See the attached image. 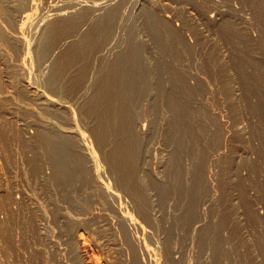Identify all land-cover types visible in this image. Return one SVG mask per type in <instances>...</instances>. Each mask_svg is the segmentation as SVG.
<instances>
[{"label": "rangeland", "instance_id": "obj_1", "mask_svg": "<svg viewBox=\"0 0 264 264\" xmlns=\"http://www.w3.org/2000/svg\"><path fill=\"white\" fill-rule=\"evenodd\" d=\"M72 1L35 0L31 16H15V34L29 41L24 70L0 35V263L127 264L135 246L139 264H264V0H133L138 58L152 74L131 98L128 131L110 108L118 94L104 85L113 62L89 39L95 20L125 0H81L64 16L50 14ZM39 50L49 53L45 67ZM105 87L114 95L102 100ZM65 130H74L66 140L84 166L76 202L63 196L41 147L44 135ZM128 135L140 144L144 198L116 163Z\"/></svg>", "mask_w": 264, "mask_h": 264}, {"label": "bare ground", "instance_id": "obj_2", "mask_svg": "<svg viewBox=\"0 0 264 264\" xmlns=\"http://www.w3.org/2000/svg\"><path fill=\"white\" fill-rule=\"evenodd\" d=\"M62 1V0H61ZM107 1V0H106ZM121 1H124V0H121ZM73 3L72 4H58V2L54 3L52 5V8L51 10L53 12H51L50 14H56V15H63V14H66L67 12H69V7H73V6H77L78 4H81V0H74L72 1ZM135 1L133 0H125L124 2L120 3L115 6L114 8H110L107 10V13L105 16H102L101 19L100 17L98 19L95 20V22L93 23V29L92 31L93 32H90L89 34V39L91 40V43H94V44H98V45H103L104 48H103V51L104 53L106 54H109V55H106V57H104V59L106 60L107 58V61L106 62H109L112 61L113 64H112V71L111 73H108V76H107V79H105V83L104 85H107L108 86H113V92L114 93H117L118 97L116 98V101L118 102L119 100V104L118 106H115V103H112V105H110V108H112L113 110H119V113L121 112V116L124 118V122L122 123V129L123 130H126L128 131V125H127V121H125V119L127 118L129 120L131 114H132V105L129 104L131 101V98L137 94V93H140L142 92V89L144 88H148V83H149V78H150V71L149 69H147L146 67V63L144 64L143 62H146V61H141V59L138 58V52L140 50V47L138 46V42L139 40L137 39V42H136V36L135 35V23L133 22V14L131 13L133 9V6L131 7V5H134L135 3H133ZM133 3V4H132ZM96 5V4H95ZM51 6V5H50ZM81 7V6H80ZM79 7V8H80ZM135 7V6H134ZM36 9V3H35V0H0V35L1 36H5L6 35V39L8 42L11 43V47L12 49V52L13 54L16 53V59L18 60L16 63V67H20L22 68L23 70L25 68H23L24 66H22V62H25V61H29L31 60V53H30V50H29V41H27L26 38H24L25 36L23 35V37L21 36V33L20 32H16V25L18 24L17 23H14L15 21V16L18 14L19 17H20V14H26L28 16H31V10H35ZM50 9V8H49ZM105 9V8H104ZM146 9V8H145ZM50 10V11H51ZM146 11V12H145ZM145 15L149 18L150 16L149 15V11L150 10H145ZM49 12V11H48ZM47 13V12H46ZM84 13V12H83ZM50 14H47V16H49ZM75 14V13H74ZM46 15V14H45ZM97 15V14H96ZM64 16V15H63ZM68 16V15H67ZM77 16V15H76ZM17 17V16H16ZM59 17V16H58ZM66 17V15H65ZM70 17H71V14H70ZM84 16L80 17L81 20L83 19ZM146 17V18H147ZM24 18V17H23ZM73 19H70L67 21V25H71L72 22L71 21H74V18L75 17H72ZM79 18V17H78ZM43 20V19H42ZM76 20V19H75ZM78 20V19H77ZM148 21V19H146ZM155 20V19H153ZM153 20L151 21L150 25L153 26ZM83 21V20H82ZM81 21V22H82ZM156 21V20H155ZM47 22V21H46ZM78 22V21H77ZM91 22V21H90ZM149 22V21H148ZM74 23V22H73ZM14 24L15 27H14ZM65 24V25H66ZM149 24V23H148ZM35 25V24H34ZM46 25V24H44ZM74 25V24H73ZM77 25V24H76ZM79 25V24H78ZM77 25V26H78ZM149 25V26H150ZM155 25V24H154ZM54 26V24H53ZM61 26V25H60ZM156 26V25H155ZM36 27V26H35ZM49 27V26H48ZM47 27V28H48ZM72 27V26H71ZM19 24H18V30H19ZM68 28V26H67ZM70 28V27H69ZM13 30L14 32L13 33H10L8 31H11ZM23 30V29H22ZM35 30V29H34ZM41 30V29H40ZM72 30V29H71ZM74 30V29H73ZM153 30H154V27H153ZM83 32V31H82ZM168 31H166L165 33L167 34ZM43 33V31H42ZM137 34V33H136ZM170 34L168 33L167 36H169ZM3 38V37H2ZM47 38V37H46ZM45 38V39H46ZM52 38V37H51ZM108 39V40H107ZM43 41V39H42ZM41 41V42H42ZM48 41V40H47ZM107 41V42H106ZM125 43L126 42V46L125 48H123V46H121L122 43ZM129 42V43H127ZM43 43V42H42ZM41 43V44H42ZM86 43V42H85ZM45 43H43L42 46H44ZM140 44V42H139ZM123 45V44H122ZM10 46V44H9ZM27 46V47H26ZM41 45L39 47H42ZM25 47L27 49V52H25ZM11 49V48H10ZM44 49V48H43ZM83 50V48H82ZM52 51V50H51ZM124 52L123 54H121L122 52ZM20 53V54H19ZM47 53V52H46ZM45 53V50H39L37 52V57L39 58L38 61H40V63L38 62L39 66L41 65L42 67H45L46 66V62L43 61L44 59H46V57H48V55H46ZM142 53V52H141ZM51 55V53H50ZM15 56V55H14ZM46 56V57H45ZM142 56V54H141ZM51 58V57H50ZM49 59V58H48ZM144 59V58H143ZM42 60V62H41ZM15 62V61H13ZM15 63H13L14 65ZM31 64V63H30ZM111 64V63H110ZM26 65V64H25ZM102 65V64H101ZM15 67V66H14ZM98 67V66H97ZM19 69V68H18ZM17 69V70H18ZM27 69V68H26ZM44 69V68H43ZM42 69V70H43ZM50 69V68H49ZM53 75L50 76V78L48 77L49 81H50V84L55 85L57 84L56 80L59 78V75H60V70H59V63L58 61L55 62V65L53 67ZM20 70V69H19ZM101 70V69H100ZM50 71V70H49ZM20 72V71H19ZM43 72H46L43 71ZM161 72V71H160ZM24 73H30V71H26ZM40 74V73H39ZM27 75V74H26ZM42 75V74H41ZM31 76V75H30ZM44 77V75H43ZM42 77V78H43ZM29 78V77H28ZM26 78L25 81H27L26 83L28 84L27 86L29 87L30 86V83L31 81H29V79ZM103 78V77H102ZM63 79V78H62ZM43 80V79H42ZM41 80V81H42ZM47 80V79H45ZM24 81V80H22ZM35 81V80H34ZM56 82V83H55ZM61 82V80H60ZM59 82V83H60ZM104 82V81H103ZM34 83V82H33ZM48 83V81H47ZM24 85V84H23ZM61 85V83H60ZM103 85V84H102ZM31 87V86H30ZM106 88V87H105ZM38 89V88H37ZM51 89V88H50ZM58 89V88H57ZM33 90V89H32ZM39 90V89H38ZM101 91V90H100ZM33 92V91H32ZM36 92V91H35ZM43 92V91H42ZM112 90H108L106 88V90H103V93H100V94H104L105 96L102 98V100H107L109 99L112 95ZM145 92V90H144ZM147 92V91H146ZM34 94V93H33ZM44 94V93H43ZM41 95L44 96V95ZM60 94V93H59ZM52 95V94H50ZM109 95V96H107ZM114 95V94H113ZM112 95V96H113ZM58 96V95H57ZM116 96V95H115ZM47 97V95H46ZM60 97V96H59ZM52 98V99H51ZM49 97L47 98L48 99V102L49 104H53V105H56L57 104V100L53 99V97ZM62 98V97H61ZM101 98V97H100ZM115 98V97H114ZM174 98V97H173ZM118 99V100H117ZM134 99V97H133ZM45 100V98H44ZM112 100V99H111ZM46 101V100H45ZM64 101V100H63ZM114 101V99H113ZM112 101V102H113ZM106 102V101H105ZM174 102V101H173ZM181 102V101H180ZM66 103V102H65ZM107 104V103H106ZM94 105V104H93ZM60 106V105H59ZM68 106V105H67ZM97 106V105H96ZM107 106H109L107 104ZM49 107V106H48ZM66 107V106H64ZM53 108V107H52ZM60 108V107H59ZM62 108V107H61ZM71 109V108H70ZM58 110V108H57ZM62 110V109H61ZM104 110V109H103ZM115 110V111H116ZM68 111V110H66ZM116 113V112H114ZM118 113V114H119ZM112 114V113H111ZM110 114V115H111ZM117 114V113H116ZM107 117V116H106ZM104 118V117H103ZM117 118V117H116ZM115 119V118H113ZM194 119V118H193ZM110 120V118H109ZM118 120V118L116 119V121ZM196 120V119H195ZM198 120V119H197ZM207 120V119H206ZM205 120V122H206ZM115 121V122H116ZM108 122V121H107ZM193 122V121H192ZM198 122V121H197ZM110 123V122H109ZM112 124V123H111ZM121 124V123H120ZM110 125V124H108ZM195 125V124H194ZM197 126V125H196ZM113 128V127H112ZM78 129V128H77ZM106 129V128H105ZM197 129V128H196ZM82 131V130H81ZM105 131V130H104ZM116 131V130H115ZM66 133H61L59 131H55V133H50V134H46L43 136V139H42V144H41V147L44 146V150H46L47 152V159L49 158L50 160V164L53 168V175H54V179L58 182L59 186H61L62 190H63V196H65L67 199L66 200H70L69 198L71 197V200L76 202L75 200L78 201L77 197H73L75 196L74 195V190H78L75 188V185H78V180H79V174L80 172H82V162L80 158V153L78 152V149H77V146L75 145V143L72 141H68L66 140V137H71V132H74V130H65ZM103 133V132H102ZM189 133V132H188ZM106 134V133H105ZM129 134V133H128ZM184 134V132H183ZM61 135V136H60ZM80 135V134H79ZM179 135V139H180V134ZM176 135V136H178ZM191 135V134H190ZM187 134V137L190 136ZM63 136V137H62ZM74 136V135H72ZM185 136V135H183ZM175 137V136H174ZM72 138V137H71ZM183 138V137H181ZM186 138V137H185ZM189 138V137H188ZM28 144V143H27ZM180 144V143H179ZM192 144V143H191ZM139 147H140V144L136 141L134 142V140L132 139V136L128 135V138H126L124 140V142H122L121 144H119V146H117V150H116V153H119L117 155L118 157V161L119 162H116V163H119L120 167L121 168V171L124 172V180L125 178H130L133 183H131L133 185V188H134V192H137L138 193V197H143L144 198V191H143V187H142V184L143 182L141 181V179H139L140 177L137 175L136 173V169H137V163H138V153H139ZM179 148V147H178ZM192 148V147H191ZM40 149H43V148H40ZM205 149V148H204ZM39 151V150H38ZM93 153H92V157H93ZM46 156V155H45ZM43 156V157H45ZM179 156V155H178ZM42 159V158H41ZM44 160V159H43ZM116 160V161H117ZM180 159H175V162H174V167L173 169L176 170L175 168V163L177 161H179ZM185 160V159H184ZM184 162V161H183ZM182 162V163H183ZM47 163V162H46ZM45 165V163H43ZM44 167V166H43ZM47 167V166H46ZM46 167L45 170H46ZM50 167V166H49ZM185 167V166H184ZM199 169V168H198ZM47 170H49L47 168ZM173 170V171H174ZM185 170V169H183ZM172 171V173H173ZM177 171V170H176ZM48 172V171H47ZM50 172V173H52ZM122 174V173H121ZM175 174H177L176 172L173 173V177L175 179ZM52 175V174H51ZM127 176V177H126ZM122 178V176H121ZM187 178V177H186ZM198 178V177H197ZM123 180V181H124ZM201 180V179H199ZM55 181V182H56ZM173 181H177L176 179L173 180ZM198 181V180H196ZM175 182L174 185H175ZM125 183V182H124ZM130 183V182H129ZM180 185L178 184V186H184V184L187 186V182H185L184 184L179 182ZM198 183V182H197ZM202 184V182H200ZM57 184V185H58ZM199 184V183H198ZM173 185V184H172ZM190 185V184H188ZM198 187V185H195ZM77 187V186H76ZM79 187V186H78ZM110 187V186H109ZM185 187V186H184ZM191 187V185H190ZM57 188V187H56ZM108 188V187H107ZM177 188V187H176ZM200 188V187H198ZM1 189V188H0ZM183 189V188H182ZM188 189V188H187ZM190 190V189H189ZM193 190V189H192ZM198 190V189H197ZM180 191V190H179ZM183 191V190H182ZM59 192V191H58ZM74 192V193H73ZM112 192V191H111ZM175 192V191H173ZM78 193V191L76 192ZM186 193V192H185ZM61 194V193H60ZM59 194V195H60ZM175 194V193H174ZM137 195V194H136ZM78 196V195H77ZM184 196V194H183ZM186 196V195H185ZM184 196V197H185ZM79 197V196H78ZM175 197V195H174ZM180 197V196H179ZM192 197V195H191ZM190 197V198H191ZM62 198V197H61ZM140 199L141 201L140 202H144L145 200L144 199ZM187 198V197H186ZM139 199V198H138ZM175 199V198H174ZM144 200V201H143ZM181 200V199H180ZM58 201V200H57ZM194 201V203H193ZM197 201V200H196ZM176 202V201H175ZM191 202V200H190ZM70 203V201H69ZM171 203V202H170ZM197 204V209L198 211L200 210V201L199 203L198 202H195V200H192L191 204ZM77 204V203H76ZM168 204V203H167ZM192 204V205H193ZM202 204V203H201ZM70 205V204H69ZM189 205V204H188ZM76 206V205H75ZM173 206V205H172ZM196 206V205H195ZM62 208V207H61ZM76 208V207H75ZM79 208V207H78ZM169 208V206H168ZM204 208V207H203ZM203 208H201L203 210ZM57 209V208H56ZM60 209V208H58ZM146 209V208H145ZM148 209V207H147ZM171 209V208H170ZM192 209V207H191ZM143 210V209H142ZM60 211V210H59ZM191 211V210H190ZM194 211V209H193ZM196 211V210H195ZM57 212V211H56ZM69 212V211H68ZM73 212V211H72ZM71 212V213H72ZM171 212V210H170ZM195 213H198V212H195ZM201 213V211L199 212ZM198 213V214H199ZM204 213V212H203ZM63 214V212H61V215ZM65 214V213H64ZM63 214V215H64ZM70 214V213H69ZM75 214V212H74ZM146 214L147 211H146ZM58 215V214H57ZM56 215V216H57ZM60 215V214H59ZM58 215V216H59ZM62 215V216H63ZM150 215V214H149ZM170 215V214H169ZM169 215L167 217H169ZM189 215V214H188ZM188 215H186L188 217ZM193 215V214H192ZM197 215V214H195ZM193 215V216H195ZM70 216V215H69ZM146 216V215H145ZM185 216V217H186ZM192 216V218H193ZM61 217V216H60ZM166 217V218H167ZM190 217V216H189ZM201 217V216H200ZM63 217H61L62 219ZM73 218V217H72ZM183 218V217H182ZM58 219V218H57ZM64 219V218H63ZM71 219V218H70ZM75 219V217H74ZM78 219V218H77ZM126 219L128 221H132L133 218L132 216L127 213L126 214ZM65 220V219H64ZM73 220V219H72ZM122 221L124 219H121ZM191 220V219H190ZM57 221V220H56ZM71 221V220H69ZM193 221V220H192ZM58 222H59V219H58ZM126 222L124 223L123 225V228L126 227ZM133 222V221H132ZM131 222V223H132ZM55 223V222H54ZM60 223V222H59ZM63 223V222H62ZM71 223V222H70ZM66 224V223H64ZM63 224V225H64ZM137 224V223H136ZM190 225V224H189ZM70 228V231H71V228L73 227V222L70 224L69 226ZM77 225H76V229H77ZM122 227V226H121ZM63 229V228H62ZM76 229H74L75 231H77ZM126 229V228H124ZM123 229V230H124ZM129 229V228H128ZM73 230V231H74ZM79 232V231H78ZM126 232V230H125ZM74 232H72V235H73ZM128 233V232H127ZM65 234V233H64ZM76 234V232H75ZM63 235V234H62ZM128 235V234H127ZM130 235V234H129ZM65 236V235H64ZM123 236V235H122ZM66 237V236H65ZM78 237V236H76ZM82 235L79 234V237L78 239H81ZM128 237V236H127ZM129 238V237H128ZM131 238V237H130ZM1 239V238H0ZM72 240V238H70ZM75 239V238H74ZM84 240V238H83ZM2 242V240H0ZM64 241V240H63ZM67 241V240H66ZM79 241V240H78ZM77 239H76V242H74L75 244V248L76 249H79L78 248V242ZM126 241V240H124ZM205 241V240H203ZM84 242V241H83ZM63 243V242H62ZM85 243V242H84ZM83 243V244H84ZM131 243V242H130ZM205 243V242H204ZM214 243V242H213ZM65 244V243H64ZM62 244V245H64ZM67 244V243H66ZM81 243H79L80 245ZM224 244V243H223ZM2 245V244H0ZM85 245V244H84ZM129 245V243H128ZM127 245V246H128ZM68 246V245H67ZM86 246V245H85ZM84 246V247H85ZM3 249L5 248L4 246H2ZM7 247V246H6ZM57 247V246H56ZM71 246H69L70 248ZM129 247V246H128ZM131 247V246H130ZM129 247V248H130ZM135 246H132L131 248V252L128 253L130 255L129 257V261L127 264H139V261L137 259V255H136V250L134 249ZM224 247V246H223ZM60 248V247H59ZM65 248V247H64ZM87 248V247H86ZM85 248V249H86ZM222 248V247H220ZM2 248H0L1 250ZM62 249V248H60ZM83 249V248H82ZM84 249V250H85ZM213 249V248H212ZM75 250V249H74ZM128 250V249H127ZM217 250H219L217 248ZM76 251V250H75ZM79 251V250H78ZM1 252H4V250H2ZM7 252V251H6ZM10 252V251H8ZM66 252V251H65ZM69 252V251H68ZM77 252V251H76ZM85 252V251H84ZM225 252V250H224ZM63 253H64V250H63ZM87 253V252H86ZM202 253V252H201ZM215 253V252H213ZM226 253V252H225ZM4 254V253H3ZM7 254V253H6ZM74 254V253H73ZM76 254V253H75ZM81 254V252H80ZM85 254V253H84ZM187 254V253H186ZM215 254H219V253H215ZM222 255V253H220ZM5 255V254H4ZM83 256V254H81ZM88 255V254H87ZM212 255V254H211ZM225 254H223L222 257H224ZM3 256V255H2ZM6 256V255H5ZM10 256V255H9ZM66 256V255H65ZM75 258H79L78 256L76 257L75 255H73ZM81 257V256H80ZM85 257V255L83 256ZM213 257V256H212ZM220 257V256H219ZM8 258V257H7ZM12 257H10L11 259ZM64 258V256H63ZM66 258V257H65ZM89 258V257H88ZM225 258V257H224ZM14 259V258H13ZM70 259V258H69ZM67 259V260H69ZM85 259V258H84ZM202 259V258H201ZM213 259V258H212ZM211 259V260H212ZM6 260V259H5ZM4 260V261H5ZM9 260V259H8ZM66 260V259H65ZM73 260V259H71ZM71 260H70V263H71ZM83 260V259H82ZM159 260V259H158ZM203 261V260H202ZM7 262V261H6ZM11 262V261H10ZM16 262V261H15ZM74 262V261H73ZM126 262V261H125ZM210 262V261H209ZM13 263V262H12ZM212 263V262H211ZM224 263V262H223ZM226 263V262H225ZM1 264V263H0ZM32 264V263H31ZM56 264V263H54ZM59 264V263H57ZM61 264V263H60ZM67 264V263H66ZM81 264V263H79ZM159 264V263H158ZM216 264V263H215ZM228 264V263H227Z\"/></svg>", "mask_w": 264, "mask_h": 264}]
</instances>
